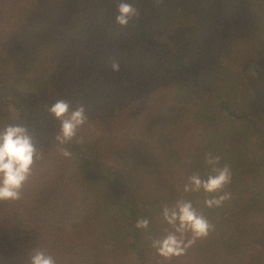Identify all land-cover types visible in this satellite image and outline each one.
<instances>
[{
  "label": "trees",
  "instance_id": "16d2710c",
  "mask_svg": "<svg viewBox=\"0 0 264 264\" xmlns=\"http://www.w3.org/2000/svg\"><path fill=\"white\" fill-rule=\"evenodd\" d=\"M127 2L139 17L121 27L119 0H0V127L28 126L46 153L24 198L0 202V264L37 248L58 264H264V0ZM59 99L88 115L70 158ZM208 152L232 170L219 208L182 190ZM180 198L215 231L162 261L150 238Z\"/></svg>",
  "mask_w": 264,
  "mask_h": 264
},
{
  "label": "clouds",
  "instance_id": "9594fccd",
  "mask_svg": "<svg viewBox=\"0 0 264 264\" xmlns=\"http://www.w3.org/2000/svg\"><path fill=\"white\" fill-rule=\"evenodd\" d=\"M117 24L127 27L130 22L139 17V11L127 0H119L117 5ZM112 70L118 72L117 61L111 64ZM250 73L246 72V75ZM49 114L60 123L55 136L57 152L70 158L71 152L65 147L74 139L86 125L88 115L83 104L73 107L70 101L57 100L47 106ZM46 153L43 147H38L37 141L29 127L22 124H9L0 127V202H17L24 198L25 186L33 175L37 162L43 161ZM222 157L205 153V164L209 171L206 175L194 172L183 184V193L205 194L203 201L207 208H219L232 198L228 186L232 182V170L229 164H221ZM161 216L166 227L162 235L150 238V247L154 249L162 261H171L187 254L198 241L207 239L214 231L215 225L190 199L180 198L172 204L162 206ZM135 227L147 232L150 220L140 217ZM29 264H58L57 259L44 249H34Z\"/></svg>",
  "mask_w": 264,
  "mask_h": 264
},
{
  "label": "rangeland",
  "instance_id": "374dc122",
  "mask_svg": "<svg viewBox=\"0 0 264 264\" xmlns=\"http://www.w3.org/2000/svg\"><path fill=\"white\" fill-rule=\"evenodd\" d=\"M8 106H9L10 110H12V112H15L16 111V108L15 107H13V106H11L9 104H8Z\"/></svg>",
  "mask_w": 264,
  "mask_h": 264
}]
</instances>
